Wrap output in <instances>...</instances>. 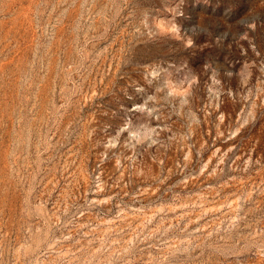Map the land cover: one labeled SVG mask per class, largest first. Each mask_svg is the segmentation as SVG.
Returning <instances> with one entry per match:
<instances>
[{"label":"rangeland","instance_id":"1","mask_svg":"<svg viewBox=\"0 0 264 264\" xmlns=\"http://www.w3.org/2000/svg\"><path fill=\"white\" fill-rule=\"evenodd\" d=\"M0 264H264V0H0Z\"/></svg>","mask_w":264,"mask_h":264}]
</instances>
